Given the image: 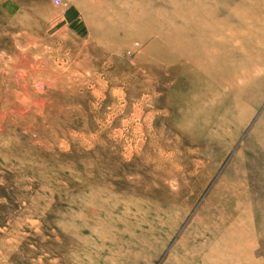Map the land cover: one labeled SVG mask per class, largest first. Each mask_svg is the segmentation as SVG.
I'll return each mask as SVG.
<instances>
[{"label": "rangeland", "instance_id": "rangeland-1", "mask_svg": "<svg viewBox=\"0 0 264 264\" xmlns=\"http://www.w3.org/2000/svg\"><path fill=\"white\" fill-rule=\"evenodd\" d=\"M147 1L0 0V264H118L113 254L136 252L148 258L122 264H167L186 239L212 238L198 223L221 210L239 156L256 223L244 264H264V92L232 143L206 134L200 108L231 109L217 84L235 60L198 72L170 42L110 31L94 13Z\"/></svg>", "mask_w": 264, "mask_h": 264}, {"label": "bare ground", "instance_id": "bare-ground-1", "mask_svg": "<svg viewBox=\"0 0 264 264\" xmlns=\"http://www.w3.org/2000/svg\"><path fill=\"white\" fill-rule=\"evenodd\" d=\"M259 1L163 0L162 5L156 6L148 0V4L140 9L114 7L107 12L94 9V13L104 23L111 24L110 31L130 33L135 28L149 37L161 38L167 44L170 42L168 45L174 53L186 60L190 69L198 72L203 70V64L216 70L218 57L222 55L234 59L236 66L232 77L228 78V74L220 85L217 84V88L228 91L232 96L231 109L224 108L216 113L210 109L212 105L209 104L213 100L209 99L205 108L201 107L199 111H205L200 120L206 134L217 135L223 143H232L239 125L264 92V51L261 50L264 43L263 39L257 41L253 34L258 29L264 31V19L259 23L261 28L250 26L253 19H259V15L264 13L263 7L256 6ZM244 37L251 38L250 44L253 42L256 47L243 48L238 39ZM192 41L197 42L195 46H188ZM193 121V118L188 119L192 128ZM243 164L239 156L228 172L231 182H224L221 186V192L227 193L226 198H220L223 199L220 200L221 210L216 208L198 223V228L207 235L212 233V238L193 245L186 239L169 257L167 264H231L229 260L234 264H244L252 261V248L246 247V241L250 242L255 237L256 223L247 170ZM147 255L136 252L129 257L117 253L111 260L119 258L118 264L131 263V260L137 263L148 258Z\"/></svg>", "mask_w": 264, "mask_h": 264}, {"label": "built area", "instance_id": "built-area-1", "mask_svg": "<svg viewBox=\"0 0 264 264\" xmlns=\"http://www.w3.org/2000/svg\"><path fill=\"white\" fill-rule=\"evenodd\" d=\"M57 2H59V1H57Z\"/></svg>", "mask_w": 264, "mask_h": 264}]
</instances>
